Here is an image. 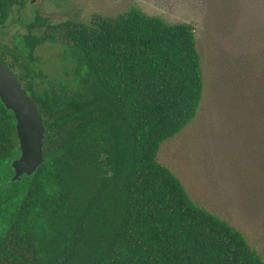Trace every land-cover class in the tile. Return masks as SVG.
<instances>
[{
  "label": "trees",
  "instance_id": "obj_1",
  "mask_svg": "<svg viewBox=\"0 0 264 264\" xmlns=\"http://www.w3.org/2000/svg\"><path fill=\"white\" fill-rule=\"evenodd\" d=\"M224 4L231 52L216 51L217 109L230 114L242 182L264 204V0ZM22 5L0 0V29ZM27 29L14 49L0 43V61L37 105L44 163L13 180L17 121L0 99V264H264L158 160L203 101L194 24L132 7L90 24L36 17ZM56 42L74 80L44 88L37 50Z\"/></svg>",
  "mask_w": 264,
  "mask_h": 264
},
{
  "label": "rangeland",
  "instance_id": "obj_2",
  "mask_svg": "<svg viewBox=\"0 0 264 264\" xmlns=\"http://www.w3.org/2000/svg\"><path fill=\"white\" fill-rule=\"evenodd\" d=\"M22 1L23 5L15 9L8 24L0 29V43L11 49L36 17L47 18L51 24L67 20L90 24L96 16L114 18L137 7L170 24H194L203 59V101L194 122L162 145L158 160L181 180L195 203L237 227L264 256L263 198L256 199L254 191L243 183L244 170H240L235 158L238 152L234 147L238 145L230 135V114H221L217 109L216 51L220 47L231 52L230 37L221 28L227 11L226 0ZM37 54L41 58V73L36 81L42 87L72 84L73 65L60 42L44 44Z\"/></svg>",
  "mask_w": 264,
  "mask_h": 264
},
{
  "label": "water",
  "instance_id": "obj_3",
  "mask_svg": "<svg viewBox=\"0 0 264 264\" xmlns=\"http://www.w3.org/2000/svg\"><path fill=\"white\" fill-rule=\"evenodd\" d=\"M0 99L12 111L17 121L16 130L21 155L12 162L15 176L32 175L44 163L43 141L45 127L36 103L23 89L14 72L0 61Z\"/></svg>",
  "mask_w": 264,
  "mask_h": 264
},
{
  "label": "flooded vegetation",
  "instance_id": "obj_4",
  "mask_svg": "<svg viewBox=\"0 0 264 264\" xmlns=\"http://www.w3.org/2000/svg\"><path fill=\"white\" fill-rule=\"evenodd\" d=\"M15 74V73H14Z\"/></svg>",
  "mask_w": 264,
  "mask_h": 264
}]
</instances>
